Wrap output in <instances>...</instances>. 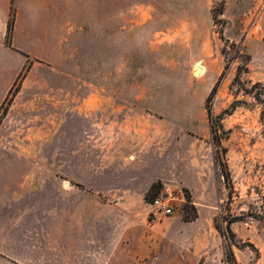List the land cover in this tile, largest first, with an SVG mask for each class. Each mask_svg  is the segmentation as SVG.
I'll return each instance as SVG.
<instances>
[{
    "label": "rangeland",
    "instance_id": "rangeland-1",
    "mask_svg": "<svg viewBox=\"0 0 264 264\" xmlns=\"http://www.w3.org/2000/svg\"><path fill=\"white\" fill-rule=\"evenodd\" d=\"M60 5L36 54L7 41L25 66L0 74V161L42 184L132 193L159 226L205 241L208 264H264V0ZM160 195L185 201L155 216ZM181 248L160 241L157 264H189Z\"/></svg>",
    "mask_w": 264,
    "mask_h": 264
},
{
    "label": "crops",
    "instance_id": "crops-1",
    "mask_svg": "<svg viewBox=\"0 0 264 264\" xmlns=\"http://www.w3.org/2000/svg\"><path fill=\"white\" fill-rule=\"evenodd\" d=\"M60 3L0 0L2 79L6 74L13 79L25 66L23 54L7 45L12 14L14 48L36 54L31 42L48 40L52 24L47 14L52 16ZM16 165L0 161V264H157L160 241H179L189 264H208L204 238L196 246L184 225L159 226L145 209L129 203L132 193L79 192L52 178L42 184L16 172ZM146 176L149 188L162 179L157 173Z\"/></svg>",
    "mask_w": 264,
    "mask_h": 264
},
{
    "label": "trees",
    "instance_id": "trees-1",
    "mask_svg": "<svg viewBox=\"0 0 264 264\" xmlns=\"http://www.w3.org/2000/svg\"><path fill=\"white\" fill-rule=\"evenodd\" d=\"M14 19H15V16H14V14H12V17H11V20H10V23H9V33H8V44H9L10 46H11V43H12V41H11V32H12V28H13V24H14ZM225 44L227 45L228 42H225ZM232 47L237 48L236 44H233ZM237 49H239V48H237ZM223 51L226 52V51H227V48H225ZM241 51H242V49H241V50H240V49L237 50V54L239 55V54L241 53ZM237 58H238V57H237ZM247 59H249L248 56H247ZM225 69L227 70V69H228V66H226ZM242 72H243V70L238 69V75H240ZM244 72H248V69L246 68V69L244 70ZM22 77H23V74H21V75L19 76V78L17 79V82H16V85H15V86H17V85L19 84V82H20V80H21ZM221 80H222V77H221V78L218 80V82L216 83L215 87L213 88V90H212V92H211V94L209 95L208 100H207V112H208V116H209V119H210V120H212V118H213V114H212V109H211L209 106H210L211 102L213 101V99L216 97V95H217V93H218V90H219V88H220V84H221ZM253 87H254V88L261 87V89H262V95L264 96V85H263V84L258 83V84H255ZM12 97H13V95L10 93V94H9V98H7V100H9V102H10V100H11ZM263 102H264V100H263ZM262 117L264 118V112H263V114H262ZM211 130H212V133L215 132L214 127H212ZM156 189H157V184L154 183V184L152 185L151 189L149 190V192H148V194H147V196H146V199H148V196H149L151 193H153ZM188 221H192V220H188Z\"/></svg>",
    "mask_w": 264,
    "mask_h": 264
},
{
    "label": "built area",
    "instance_id": "built-area-1",
    "mask_svg": "<svg viewBox=\"0 0 264 264\" xmlns=\"http://www.w3.org/2000/svg\"><path fill=\"white\" fill-rule=\"evenodd\" d=\"M185 199H176L172 197H165L163 195L158 196L151 203V207L153 209V215H164V216H172L177 208L176 202H184ZM245 226L248 227V223H245Z\"/></svg>",
    "mask_w": 264,
    "mask_h": 264
}]
</instances>
